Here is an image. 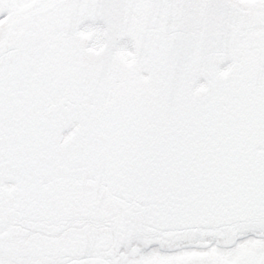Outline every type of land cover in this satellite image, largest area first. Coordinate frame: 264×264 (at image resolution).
Listing matches in <instances>:
<instances>
[{
	"label": "snow or ice",
	"instance_id": "snow-or-ice-1",
	"mask_svg": "<svg viewBox=\"0 0 264 264\" xmlns=\"http://www.w3.org/2000/svg\"><path fill=\"white\" fill-rule=\"evenodd\" d=\"M0 264H264V0H0Z\"/></svg>",
	"mask_w": 264,
	"mask_h": 264
}]
</instances>
